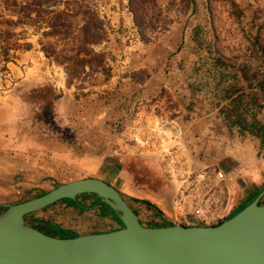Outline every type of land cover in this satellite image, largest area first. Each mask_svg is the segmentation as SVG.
<instances>
[{"label": "rangeland", "instance_id": "obj_1", "mask_svg": "<svg viewBox=\"0 0 264 264\" xmlns=\"http://www.w3.org/2000/svg\"><path fill=\"white\" fill-rule=\"evenodd\" d=\"M86 2L106 25L94 47L106 76L68 85L30 27L18 33L32 49L0 63V203L96 177L164 211L129 200L143 225H217L264 188L260 140L218 118L223 91L236 85L243 110L264 123V0H155L139 29L129 0ZM0 15H11L2 0ZM196 209L205 221L191 217ZM26 222L50 233L120 227L104 206L67 201Z\"/></svg>", "mask_w": 264, "mask_h": 264}, {"label": "water", "instance_id": "obj_2", "mask_svg": "<svg viewBox=\"0 0 264 264\" xmlns=\"http://www.w3.org/2000/svg\"><path fill=\"white\" fill-rule=\"evenodd\" d=\"M99 198L119 228L76 236H51L25 217L81 195ZM264 189L213 226L143 225L121 192L85 177L19 203H0V264H264Z\"/></svg>", "mask_w": 264, "mask_h": 264}, {"label": "trees", "instance_id": "obj_3", "mask_svg": "<svg viewBox=\"0 0 264 264\" xmlns=\"http://www.w3.org/2000/svg\"><path fill=\"white\" fill-rule=\"evenodd\" d=\"M86 1L2 0L4 9L11 12V15L8 18L0 15V63L6 65L15 60L19 52L32 49V44L24 41L22 35L18 33L23 28L30 27L34 28L37 35L39 34L38 44L44 57L63 67L68 85H71L73 80L78 78L84 80L90 75L103 74L106 76L109 71L106 60L103 54L94 49L96 45L106 41V25ZM154 1L129 0V9L138 29L144 26L146 11L150 9V5ZM68 44H71L69 48L66 47ZM4 70H7L6 67H4ZM234 86L236 85H227V88L223 91L220 101L228 103L221 108L218 118L225 124L229 132L232 131L233 127H237L239 133L247 131L257 137L260 140V148L264 149V123L257 118L256 113L247 115V112L243 110L244 107H242V96L234 94L236 92V90H233ZM260 88L264 90V83L261 84ZM59 98H61V95L57 96L56 100ZM250 100L253 103L255 97H251ZM121 195L127 201L144 204L156 215L162 217V212L149 201L134 199L123 193ZM253 199L254 196L245 204ZM63 201H67L73 207L82 210H89L96 204L103 205L115 216L105 204L101 203L99 198H96L93 205L89 207L81 205L77 199ZM169 225H173V223L163 218L161 223L146 226ZM61 233L63 236H73L66 231H61Z\"/></svg>", "mask_w": 264, "mask_h": 264}, {"label": "flooded vegetation", "instance_id": "obj_4", "mask_svg": "<svg viewBox=\"0 0 264 264\" xmlns=\"http://www.w3.org/2000/svg\"><path fill=\"white\" fill-rule=\"evenodd\" d=\"M264 189V188H263ZM78 198V197H77ZM76 198V199H77ZM78 200V199H77ZM25 221H26V217H25ZM27 223V222H26ZM30 226H32L31 224H29ZM32 227H34V226H32ZM34 228H36V229H38V230H40L41 232H43V233H45V234H48V235H51V236H58V235H61V236H63V234L61 233V231H63V230H58V229H54L55 231H53L52 233H50V232H48V231H46V230H42V229H39V228H37V227H34ZM65 232V231H64ZM67 232V231H66ZM88 232H84V233H80V234H76V235H83V234H87ZM68 234L69 235H73V236H76L75 235V233H72V232H68Z\"/></svg>", "mask_w": 264, "mask_h": 264}, {"label": "built area", "instance_id": "obj_5", "mask_svg": "<svg viewBox=\"0 0 264 264\" xmlns=\"http://www.w3.org/2000/svg\"><path fill=\"white\" fill-rule=\"evenodd\" d=\"M191 217L192 218H196L197 220H199L200 222H203V221H205L204 220V218H200V217H202V210L201 209H196L195 211H194V213L191 215ZM195 221V220H194ZM192 222V223H190V225H192V226H200V225H204V224H202V223H197V222Z\"/></svg>", "mask_w": 264, "mask_h": 264}, {"label": "crops", "instance_id": "obj_6", "mask_svg": "<svg viewBox=\"0 0 264 264\" xmlns=\"http://www.w3.org/2000/svg\"><path fill=\"white\" fill-rule=\"evenodd\" d=\"M87 195V194H86ZM125 195V194H124ZM88 196H89V194H88ZM91 196V195H90ZM126 196H128V195H126ZM132 198V197H131ZM60 202H64V201H60ZM98 206H103V205H99L98 204ZM162 212H164V211H162ZM205 225H207V224H205ZM213 226V225H212ZM114 229H116V227H113V225L112 226H110V225H108V228L107 229H102V230H98V231H94V232H88V233H100V232H108V231H111V230H114ZM76 235V234H75Z\"/></svg>", "mask_w": 264, "mask_h": 264}]
</instances>
